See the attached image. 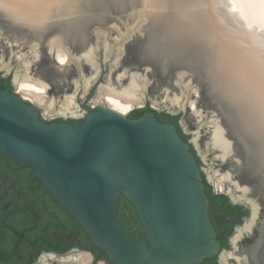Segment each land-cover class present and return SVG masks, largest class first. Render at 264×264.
Here are the masks:
<instances>
[{
    "label": "water",
    "instance_id": "water-1",
    "mask_svg": "<svg viewBox=\"0 0 264 264\" xmlns=\"http://www.w3.org/2000/svg\"><path fill=\"white\" fill-rule=\"evenodd\" d=\"M72 5L74 13H86L85 9L94 8L91 0H76ZM120 5L122 10L127 6L124 0ZM99 7L102 14L111 13L106 4ZM0 18L28 26L39 33L51 27L47 21L41 25L26 22L2 3ZM89 19L90 16L72 19L58 35L70 59H83L93 64L92 44L105 32H89L85 25ZM170 26V19L164 18L156 23L148 38L136 44V50L141 55H162L166 60H180L197 81L180 104L163 101V109L157 111L180 115V120L196 113L191 101H196L197 108L203 74L221 107L224 123L218 126L232 139L228 141L230 151L237 140L243 143V163L248 165L245 175L249 187L240 188L232 184L234 194L217 191L248 212L242 223L235 226L231 247L236 248L234 238L238 231L248 222H253L251 231L238 241L237 247H243L242 251L223 248L218 239L209 213L203 170L209 182L213 183L196 141L191 142L202 160L203 169L191 150L190 142L183 139L173 122L159 120L152 110L154 107L141 117L131 118L132 112L123 114L107 105H100L89 108L79 125L64 120L54 121L60 118L49 122L34 103L10 88H0V152L20 167H30L32 174L78 220L94 246L102 250L113 264H201L215 256H219L220 264H229L224 259L229 252L241 255V264H264V184L248 175L251 169L257 177L264 178V123L257 120V114L242 97L231 93L228 83L218 80L211 46L199 40L189 29L173 31ZM81 32L84 34L82 49L89 50L77 56L66 39L69 34L78 36ZM127 40H132V37L121 42L120 55ZM52 45L53 39L48 41L47 53L52 54L54 65H41L39 68L40 77L51 85L58 82L56 76L66 66V63L58 61ZM118 60L119 57L113 65ZM4 70L11 71L10 67H4ZM138 75V72H133L131 76ZM102 77L99 73L92 77L86 93L93 88L91 86H97ZM16 85L17 79L13 89ZM146 87L141 91L144 105L138 109L145 108L150 97L161 99L158 91L148 93ZM57 89L61 91L63 86L57 85L54 91ZM62 118H65L64 114ZM185 133L190 140L195 135ZM213 135L214 129L212 140ZM122 196L135 206L146 241L135 239L120 221L118 212ZM123 215L132 231L140 234L134 208L124 206ZM228 260L237 264L235 257Z\"/></svg>",
    "mask_w": 264,
    "mask_h": 264
},
{
    "label": "rangeland",
    "instance_id": "rangeland-1",
    "mask_svg": "<svg viewBox=\"0 0 264 264\" xmlns=\"http://www.w3.org/2000/svg\"><path fill=\"white\" fill-rule=\"evenodd\" d=\"M176 1L179 4H189L191 0ZM124 2L127 6L122 10L120 5L121 0H91L92 7L94 8L85 9L86 13L77 12L61 17H54L47 21L51 24V27L43 33L31 30L28 26L15 24L0 18V73L6 78L10 77L14 84L17 72H22L23 74L24 65L29 64V73L35 77H40L39 68L41 65H54L52 54L47 53L48 41L58 35L64 26L69 25L68 22L72 19L79 16H90V19L85 23L88 26V31L96 32L102 30L105 32L103 37H96L95 42L91 43L94 46V63L92 64L83 59L77 61L69 58L61 74L56 76L58 82L51 85L46 81L49 85L46 94L47 99H54L57 107L64 105L67 98L74 96L76 103L74 109L77 110V113L64 114L65 118L80 120L84 118L88 112V108L105 105L103 102H95L96 97L100 93L99 87L104 84L121 90L132 82L131 75L133 72L140 74L137 76L140 85L139 89L142 91L144 90L143 87L147 86L146 90L148 93L158 91L161 96L160 102L166 101L170 103L171 99L180 97H182V101L185 100L188 92L197 83L193 73L178 59L171 58L166 60L162 55L138 54L136 44L148 38L151 29L156 26V23L152 21L144 22L139 18L137 19L136 13L140 6V0H124ZM198 2L196 5H191L192 9L187 7L188 9L185 10L198 12L200 9H203L208 13L209 8L204 1L200 0ZM102 4L109 6L110 14L101 13L102 11L99 6ZM168 9L164 11L166 15L182 10H178V8L176 10L173 7ZM102 25H107L109 28H105ZM128 37H132V40H127L120 55L119 48L121 42L125 41ZM83 39L84 34L82 35V32L78 36L67 35L66 40L72 44L74 54L77 56L89 50V48L82 49ZM118 57L119 60L113 65ZM2 62L3 64H10V72L4 70ZM97 73L103 76L100 78V83L97 86H91L93 88L86 93V90L90 87L89 81ZM201 77V93L198 97L196 113L187 116L184 120H180V122L185 131L195 134L191 141H196V146L212 180L215 192L218 191L216 187L217 179L224 176V174L227 175V173L229 174V179L226 180L227 187L232 188V184H235L236 187L239 185L240 188L249 187V182L245 175L248 165L245 162L243 163L244 145L240 140H237L235 147L231 151L230 148L228 149L229 151L227 150L228 156L226 157V150L218 143H220L219 140L232 141V139L229 135H224L223 131L222 137H219L218 134L221 135V131L218 133V125L224 123L221 116V107L218 105L215 95L209 90L208 79L203 74ZM17 78L19 81L20 77ZM17 85L14 87V91L22 95L18 91ZM57 85L63 86V90L58 91L57 89L54 91ZM185 85H189V88H184ZM154 101L156 99L150 97L145 108L154 107L155 110H162L163 105L161 103L158 105L154 104ZM34 104L38 106L45 120L52 121L56 118H62V114H47L43 105ZM135 109L138 108L135 107L127 114L129 115ZM214 120H217V123H213ZM213 129L214 135L212 140ZM216 137H218V140H216ZM229 152L231 153L229 154ZM263 174L259 173V175ZM237 246L236 248L230 247V250H243V247ZM79 252H89L92 256L89 264H94L95 255L92 252L82 248L74 251V253ZM231 257H235L236 260L243 259L238 253H234ZM227 262L232 264L231 260ZM95 264H109V262L107 259L102 258L95 260Z\"/></svg>",
    "mask_w": 264,
    "mask_h": 264
},
{
    "label": "bare ground",
    "instance_id": "bare-ground-1",
    "mask_svg": "<svg viewBox=\"0 0 264 264\" xmlns=\"http://www.w3.org/2000/svg\"><path fill=\"white\" fill-rule=\"evenodd\" d=\"M198 1L200 0H191L189 4H179L176 0H140L136 17L141 21L154 23L164 18L170 19L171 30L189 29L199 40L208 43L212 48L211 56L218 80L228 83L231 93L242 97L257 114V120L264 123V0H202L209 8L208 13L203 9L198 12L185 10L191 8L193 4L196 5ZM75 2L76 0H0V3L12 9L20 18L26 22L37 23V25L44 24L58 15L73 14L75 10L72 4ZM64 6L65 9H63ZM170 7L182 10L170 14L171 16L166 15L164 11L169 10ZM61 9L62 12L59 13ZM52 48L55 49L60 63L68 61L69 53L62 43L61 36L56 35L53 38ZM2 66L10 67V64L2 62ZM24 66V73L17 72L16 79L18 91L25 99L43 105L46 113L50 115L77 113L74 109L76 106L74 96L67 98L64 105L57 107L54 99H47L48 83L42 77L31 75L29 64ZM17 77H20L19 81ZM139 86L137 76H133L132 82L121 90L102 84L95 102H103L112 109L127 114L135 107L144 105ZM184 88H189V85H185ZM181 102L182 97L171 99L172 104ZM159 103L161 102L157 99L154 101V104ZM191 107L196 112L195 100L191 101ZM217 130L218 133L221 131V135H218L222 137V130L220 128ZM219 142L218 144L227 153L230 148L228 141L219 140ZM227 179H229L228 173L219 177L216 187L219 191L234 194L233 188L226 186L228 185L226 184ZM252 226L253 222H248L238 231L234 238L235 246L247 232L251 231ZM233 254L229 252L224 255V259L228 261ZM91 258L89 252L72 253L58 259L46 255L39 264H89ZM241 262L243 259L237 260V264Z\"/></svg>",
    "mask_w": 264,
    "mask_h": 264
},
{
    "label": "flooded vegetation",
    "instance_id": "flooded-vegetation-1",
    "mask_svg": "<svg viewBox=\"0 0 264 264\" xmlns=\"http://www.w3.org/2000/svg\"><path fill=\"white\" fill-rule=\"evenodd\" d=\"M1 76L4 77L2 74ZM11 85L13 86L12 82ZM61 119L54 121L64 120L72 124L75 121ZM179 124L182 132L186 134L180 118ZM188 141L193 146L190 138ZM196 155L199 157L197 151ZM200 166L203 169L202 160ZM205 176L209 182L206 173ZM239 207L241 208L233 213H211L209 206L217 234L230 231L226 236L229 248L235 226L241 224L248 215L242 206ZM93 245L84 227L60 204L42 181L32 174L31 168L20 167L0 152V264H39L46 255L58 259L74 253L77 248L92 252L96 260L98 253ZM102 258L107 259V256ZM208 259L220 264L219 256Z\"/></svg>",
    "mask_w": 264,
    "mask_h": 264
},
{
    "label": "trees",
    "instance_id": "trees-1",
    "mask_svg": "<svg viewBox=\"0 0 264 264\" xmlns=\"http://www.w3.org/2000/svg\"><path fill=\"white\" fill-rule=\"evenodd\" d=\"M0 88L1 89L10 88L12 91L14 90L13 86L11 85L10 77H7V78L2 77L1 73H0ZM150 109H151L150 107H146L143 109H135L130 114V117L131 118L141 117L146 110H150ZM152 110L155 112V114L159 120H161L163 122H165V121L173 122L178 127V130H179L181 136L183 137V139L185 141H188L189 135H186L182 132L180 124H179L180 115H170V114H167L164 112H159L155 109H152ZM57 120H62V119L60 118ZM82 121H83V119L80 121H74V124L79 125ZM49 122H51V121H49ZM190 147H191V150L196 154V151L191 144H190ZM196 157H197V155H196ZM197 160H198L199 164L201 165V160L199 157H197ZM203 177H204V182H205V192H206V194L209 198V202H210L211 213H217V212L233 213L236 209L241 208L239 206H233L226 195L216 194L214 191L213 185H211L207 181L205 173H203ZM124 206H126L127 208L128 207L134 208L132 203H130L128 201V199H126L124 196H122V198L120 199L119 212H118V216H119L120 221L124 224V226L126 227L128 232L135 239H137L139 241H146V235L144 233L143 226H142V224H141V222L137 216L135 208H134V211H135V215H136V219H137V226H139V228H141L140 234H136L132 231V229L130 227V223L128 222V219H126V217L123 215V207ZM229 232L230 231H228V232L223 231V232L218 233V239L221 241L223 248H229V244L226 241V236H227V234H229ZM89 241H90V239H89ZM93 249L96 250V252L98 253L96 255V260H99L102 257H106V254L102 250L96 248L94 245H93ZM204 264H217V263L214 260L206 259L204 261Z\"/></svg>",
    "mask_w": 264,
    "mask_h": 264
},
{
    "label": "clouds",
    "instance_id": "clouds-1",
    "mask_svg": "<svg viewBox=\"0 0 264 264\" xmlns=\"http://www.w3.org/2000/svg\"><path fill=\"white\" fill-rule=\"evenodd\" d=\"M248 175L250 176V178L257 180L259 183L264 184V178L257 177V175L251 169L248 170Z\"/></svg>",
    "mask_w": 264,
    "mask_h": 264
}]
</instances>
